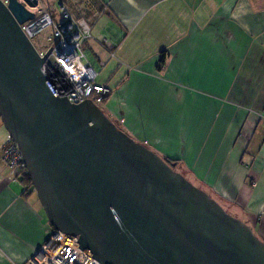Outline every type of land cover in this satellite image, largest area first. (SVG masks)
<instances>
[{
  "label": "crops",
  "instance_id": "crops-1",
  "mask_svg": "<svg viewBox=\"0 0 264 264\" xmlns=\"http://www.w3.org/2000/svg\"><path fill=\"white\" fill-rule=\"evenodd\" d=\"M69 1L120 130L264 243V0ZM7 135L0 119V264H26L54 228L2 161Z\"/></svg>",
  "mask_w": 264,
  "mask_h": 264
},
{
  "label": "water",
  "instance_id": "water-1",
  "mask_svg": "<svg viewBox=\"0 0 264 264\" xmlns=\"http://www.w3.org/2000/svg\"><path fill=\"white\" fill-rule=\"evenodd\" d=\"M39 0H0V119L54 230L101 264H264L239 219L90 100L60 97L20 25ZM61 6V4H60Z\"/></svg>",
  "mask_w": 264,
  "mask_h": 264
},
{
  "label": "built area",
  "instance_id": "built-area-1",
  "mask_svg": "<svg viewBox=\"0 0 264 264\" xmlns=\"http://www.w3.org/2000/svg\"><path fill=\"white\" fill-rule=\"evenodd\" d=\"M2 1L7 4V0ZM34 9L33 18L20 27L31 43L36 34L52 27L53 41L47 48L40 51L33 46L41 57L52 47L45 58L42 71L50 79L57 94L66 97L72 104L90 100L99 105L104 97L111 95L112 90L97 81V71L86 57L84 44L90 37L89 23L83 18L74 19L62 5L61 17L57 23L45 8ZM1 159L10 171L19 172L25 168L21 152L9 135L1 149ZM13 180L17 178L14 177ZM24 189L34 192L32 185L24 186ZM77 240V236L53 229L26 264H101L83 252L78 247Z\"/></svg>",
  "mask_w": 264,
  "mask_h": 264
},
{
  "label": "rangeland",
  "instance_id": "rangeland-1",
  "mask_svg": "<svg viewBox=\"0 0 264 264\" xmlns=\"http://www.w3.org/2000/svg\"><path fill=\"white\" fill-rule=\"evenodd\" d=\"M63 2L64 5L63 7L65 8V10L70 13L71 11V3L69 0H39V4L38 6L34 9L37 10L39 7L45 8L51 15L53 18V21L55 23H57L60 20L61 17V6L60 3ZM71 2L77 6L78 8L80 7L81 3L79 0H71ZM81 8V7H80ZM53 41V36H52V27H48L42 31H40L38 34L35 35V37L32 39V43L33 45L38 48L40 51H44L47 46ZM99 108L101 110H103L105 112V115L107 117H109V119L115 124V126L118 129H122L121 125H119L118 120L111 116L109 113H107L104 109V106L102 104H99ZM125 131V130H123ZM125 133L127 134V132L125 131ZM128 135V134H127ZM160 156V155H159ZM161 158H164L163 156H160ZM174 170L183 175L187 180H189L190 182H192L191 178L189 176H187V174L184 172V169L180 166V165H175ZM222 205V202H221ZM225 207V206H224ZM225 209L227 210V208L225 207ZM228 211V210H227ZM230 212V210H229ZM231 213V212H230ZM239 219L242 220V217L237 215ZM252 229V228H251ZM253 233H255L254 229Z\"/></svg>",
  "mask_w": 264,
  "mask_h": 264
},
{
  "label": "trees",
  "instance_id": "trees-1",
  "mask_svg": "<svg viewBox=\"0 0 264 264\" xmlns=\"http://www.w3.org/2000/svg\"><path fill=\"white\" fill-rule=\"evenodd\" d=\"M164 63V58L162 57L160 60H159V67H161V65H163ZM110 96V95H109ZM109 96H106L102 99L101 103L100 104H104V102L106 101V99L109 97ZM99 106V105H98ZM167 164H169L173 169L175 167L176 164V160H168V159H163ZM26 169L23 167L21 170H19L18 174L21 176V182L24 184V186H27V187H31L32 183H31V179H30V176L27 172H25ZM52 226V225H51Z\"/></svg>",
  "mask_w": 264,
  "mask_h": 264
}]
</instances>
